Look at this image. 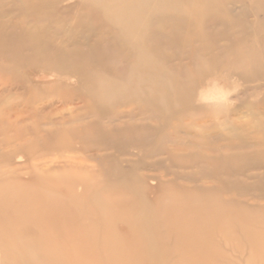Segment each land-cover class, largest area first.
<instances>
[{
  "label": "rangeland",
  "instance_id": "obj_1",
  "mask_svg": "<svg viewBox=\"0 0 264 264\" xmlns=\"http://www.w3.org/2000/svg\"><path fill=\"white\" fill-rule=\"evenodd\" d=\"M141 1L0 0V174L68 177L127 219L150 203L167 247L185 255L178 264H264L233 237L217 235L211 258L169 234L180 220L207 237L220 211L248 217L264 238V0ZM41 195L73 206L70 195ZM62 240L38 252L0 221V264H45L48 254L74 264L98 249Z\"/></svg>",
  "mask_w": 264,
  "mask_h": 264
},
{
  "label": "bare ground",
  "instance_id": "obj_2",
  "mask_svg": "<svg viewBox=\"0 0 264 264\" xmlns=\"http://www.w3.org/2000/svg\"><path fill=\"white\" fill-rule=\"evenodd\" d=\"M141 2H146L144 4L149 10L155 9L147 4L148 0ZM138 6L135 9L131 7L128 16L123 17L128 18L127 22H133V19L140 16L144 7L142 4H138ZM1 34L0 41L3 40L2 35L5 33ZM20 38L26 44L38 48V41L34 37L27 34V36ZM59 58L58 65L62 67L65 62L61 57ZM144 99L147 103L155 101L151 98ZM47 181L42 175L25 178L19 174H0V221L9 220L13 233L32 240L33 243L29 245L30 248L34 247V250L37 249L40 252L51 245L48 244L50 241H63V238H68L71 235L78 242L82 241L87 249L98 248L97 252L93 249L96 254L91 255L92 257L89 256L90 258L75 255L72 261L77 264H156L157 262L178 264L185 258V255L179 251V246L177 248L167 247L164 236L156 230V221L150 203H147V212L143 217L127 219V217L117 216L115 209L97 199L90 201L88 191L84 188L78 193L75 182L68 177L48 181V183ZM117 186V191L131 190L122 183H118ZM42 191L51 193L53 196L70 195V202L73 203V206L63 209L64 202L68 203L66 200L69 199L65 198V201L61 202V208H54L48 197L41 195ZM148 191L147 189L144 192V196L147 201H150L152 198ZM78 214L84 216L90 214L96 217V220L74 219V216ZM167 214L168 216L179 217L178 213ZM208 217L210 226L207 237L202 235L203 226H192L187 223L188 221L183 223L180 220L178 223H169L171 225L169 234L173 235L174 232L177 233L175 229L179 230L180 233L177 234L184 238L188 237L194 244L193 247L196 251L204 252L207 250L206 253L211 258L220 257L219 252L212 247L217 235L223 238L233 237V245L236 248H252L256 255L264 258V238L262 235H256L253 230L248 228V224H251L248 217L241 214H226L220 211L210 213ZM21 220L29 221L32 226L19 231L16 225ZM115 221L119 223L115 224ZM235 227L237 230L233 233L231 228ZM120 228L122 230H119ZM117 237L127 247L130 246L127 251H117L118 244L114 241ZM36 240H40L41 243H36ZM15 251L19 252L17 254L21 253L19 250ZM47 257L45 264H64V260L66 261V256L63 255L52 257L51 254H48Z\"/></svg>",
  "mask_w": 264,
  "mask_h": 264
},
{
  "label": "clouds",
  "instance_id": "obj_3",
  "mask_svg": "<svg viewBox=\"0 0 264 264\" xmlns=\"http://www.w3.org/2000/svg\"><path fill=\"white\" fill-rule=\"evenodd\" d=\"M228 95H230V93L227 92V91H224V92L222 93V95H221L220 98H221V99H227Z\"/></svg>",
  "mask_w": 264,
  "mask_h": 264
}]
</instances>
